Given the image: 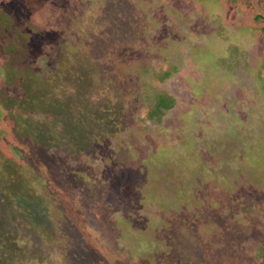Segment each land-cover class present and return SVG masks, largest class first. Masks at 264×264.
Segmentation results:
<instances>
[{
    "label": "rangeland",
    "instance_id": "374dc122",
    "mask_svg": "<svg viewBox=\"0 0 264 264\" xmlns=\"http://www.w3.org/2000/svg\"><path fill=\"white\" fill-rule=\"evenodd\" d=\"M0 264H264V0H0Z\"/></svg>",
    "mask_w": 264,
    "mask_h": 264
},
{
    "label": "trees",
    "instance_id": "16d2710c",
    "mask_svg": "<svg viewBox=\"0 0 264 264\" xmlns=\"http://www.w3.org/2000/svg\"><path fill=\"white\" fill-rule=\"evenodd\" d=\"M82 29L84 28L82 27ZM76 40L78 39L76 38ZM176 101L177 100L175 97L168 98L163 94L158 93L157 98L154 101L153 107L149 111L148 117L162 120L163 115L166 113V111L171 109L174 105H176Z\"/></svg>",
    "mask_w": 264,
    "mask_h": 264
}]
</instances>
